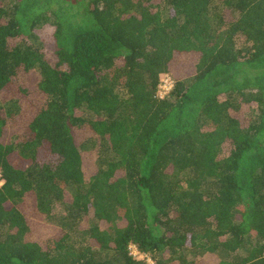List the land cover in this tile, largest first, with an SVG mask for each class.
I'll return each instance as SVG.
<instances>
[{
  "label": "trees",
  "instance_id": "obj_1",
  "mask_svg": "<svg viewBox=\"0 0 264 264\" xmlns=\"http://www.w3.org/2000/svg\"><path fill=\"white\" fill-rule=\"evenodd\" d=\"M0 179V264H264V0H0Z\"/></svg>",
  "mask_w": 264,
  "mask_h": 264
},
{
  "label": "built area",
  "instance_id": "obj_2",
  "mask_svg": "<svg viewBox=\"0 0 264 264\" xmlns=\"http://www.w3.org/2000/svg\"><path fill=\"white\" fill-rule=\"evenodd\" d=\"M173 86H174V80L172 79V77L169 74H166L165 79L161 78V81L159 84V89H158V95L160 97H164L165 95H167L172 90ZM131 249H132L133 254L140 255L141 257L143 256V254L137 249V247L135 245H132Z\"/></svg>",
  "mask_w": 264,
  "mask_h": 264
},
{
  "label": "rangeland",
  "instance_id": "obj_3",
  "mask_svg": "<svg viewBox=\"0 0 264 264\" xmlns=\"http://www.w3.org/2000/svg\"><path fill=\"white\" fill-rule=\"evenodd\" d=\"M53 30V27L50 25V24H45V25H43V26H41V27H37L36 28V33H38L39 35H41V36H43V35H45V34H48V33H50L51 31ZM44 37L45 36H43V39H44ZM179 61H181V60H179ZM171 76V75H170ZM161 78L163 79H165L166 78V74H163L162 76H161ZM173 79V78H172ZM97 149V148H96ZM97 151V150H96ZM2 180L0 179V185L2 184ZM91 216H92V214H91ZM139 257H141L140 255H138Z\"/></svg>",
  "mask_w": 264,
  "mask_h": 264
}]
</instances>
